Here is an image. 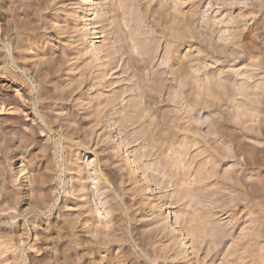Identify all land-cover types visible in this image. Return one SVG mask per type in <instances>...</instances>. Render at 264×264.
<instances>
[{
  "label": "rangeland",
  "instance_id": "374dc122",
  "mask_svg": "<svg viewBox=\"0 0 264 264\" xmlns=\"http://www.w3.org/2000/svg\"><path fill=\"white\" fill-rule=\"evenodd\" d=\"M123 1L0 0V264H264V0Z\"/></svg>",
  "mask_w": 264,
  "mask_h": 264
},
{
  "label": "bare ground",
  "instance_id": "6f19581e",
  "mask_svg": "<svg viewBox=\"0 0 264 264\" xmlns=\"http://www.w3.org/2000/svg\"><path fill=\"white\" fill-rule=\"evenodd\" d=\"M125 1H126V4H125ZM125 1H123V3H124V6H123V8H124V10L127 12V13H130V4L128 5L127 4V0H125ZM84 2H86V0H84ZM129 27L133 30V31H140L141 30V26L139 25V24H137L136 22H131L130 24H129ZM96 39V38H95Z\"/></svg>",
  "mask_w": 264,
  "mask_h": 264
}]
</instances>
